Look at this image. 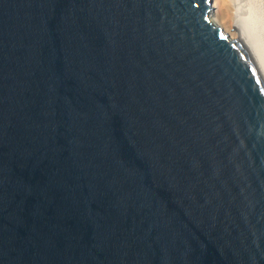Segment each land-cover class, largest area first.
<instances>
[{
	"label": "water",
	"instance_id": "water-1",
	"mask_svg": "<svg viewBox=\"0 0 264 264\" xmlns=\"http://www.w3.org/2000/svg\"><path fill=\"white\" fill-rule=\"evenodd\" d=\"M213 0H0V264H264V45Z\"/></svg>",
	"mask_w": 264,
	"mask_h": 264
},
{
	"label": "bare ground",
	"instance_id": "bare-ground-1",
	"mask_svg": "<svg viewBox=\"0 0 264 264\" xmlns=\"http://www.w3.org/2000/svg\"><path fill=\"white\" fill-rule=\"evenodd\" d=\"M213 2L215 6L213 22L221 26L224 24L225 28L230 30V33L227 32L228 37H240L239 28L242 27L252 30L259 42L264 45L263 0H213Z\"/></svg>",
	"mask_w": 264,
	"mask_h": 264
},
{
	"label": "rangeland",
	"instance_id": "rangeland-1",
	"mask_svg": "<svg viewBox=\"0 0 264 264\" xmlns=\"http://www.w3.org/2000/svg\"><path fill=\"white\" fill-rule=\"evenodd\" d=\"M261 1H262V0H261ZM263 1H264V0H263ZM222 25H223V26H221V25H220V26L224 29V31L228 29V28H225L224 24H222ZM226 32H229V33H230V30L228 29Z\"/></svg>",
	"mask_w": 264,
	"mask_h": 264
}]
</instances>
